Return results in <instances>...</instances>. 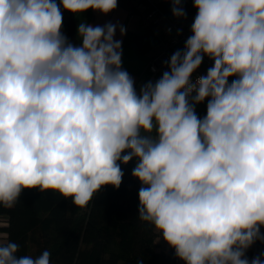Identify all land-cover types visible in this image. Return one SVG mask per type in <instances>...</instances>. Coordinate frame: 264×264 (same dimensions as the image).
Returning a JSON list of instances; mask_svg holds the SVG:
<instances>
[{
	"label": "clouds",
	"instance_id": "1",
	"mask_svg": "<svg viewBox=\"0 0 264 264\" xmlns=\"http://www.w3.org/2000/svg\"><path fill=\"white\" fill-rule=\"evenodd\" d=\"M61 5L107 15L118 0H0V207L38 189L86 208L135 160L138 219L155 243L184 264H264L246 256L264 243V0H194L183 48L139 89L115 39L126 29L80 22L73 44ZM205 56L213 66L194 77ZM7 240L0 264H50Z\"/></svg>",
	"mask_w": 264,
	"mask_h": 264
},
{
	"label": "trees",
	"instance_id": "2",
	"mask_svg": "<svg viewBox=\"0 0 264 264\" xmlns=\"http://www.w3.org/2000/svg\"><path fill=\"white\" fill-rule=\"evenodd\" d=\"M134 2L118 0V6L135 15ZM181 7L187 12L183 4ZM76 40L78 44L77 32ZM123 44L139 54L148 51L134 32L125 33ZM206 104L196 106L198 116L206 115ZM134 166L135 160L121 164L124 177L119 189L102 188L83 209L58 193L24 190L14 208L0 207V233H7L5 242L20 246L19 255L36 257L49 251L50 264H137L138 260L143 264H184L163 240L155 243L153 228L138 219L141 185L131 175ZM261 253L264 243L257 241L246 256L251 260Z\"/></svg>",
	"mask_w": 264,
	"mask_h": 264
},
{
	"label": "crops",
	"instance_id": "3",
	"mask_svg": "<svg viewBox=\"0 0 264 264\" xmlns=\"http://www.w3.org/2000/svg\"><path fill=\"white\" fill-rule=\"evenodd\" d=\"M134 3L136 5V14L135 15L131 14L128 10H125L124 8L118 6L116 10L112 11L111 13H109L107 15H103L98 11H93V10L89 9L88 11L83 13L82 16L77 17L75 15V17L77 19H74L73 16L72 17H73L74 22H75L76 32H77V25L80 22L86 21L87 23H89L93 26H96V25L103 26L104 24L111 22L113 24L122 25L126 29V32H134V33H136L142 37L143 41L148 46V51L145 54H139V53L135 52L134 50L126 47L123 44L124 35L123 36L120 35L119 27H117L116 36H115V39L122 41L123 67L134 78V80L136 81L137 89H139V85L141 83L148 81V76L146 74V66H147L148 59L159 50V47L158 48L156 47L154 49L152 46L149 45L148 40L145 39V38H147V37H145V35L147 34L148 31L146 32L144 27L138 22L141 25L140 26L135 20V16H137V17L140 15L145 16L149 11V7L145 4L144 0H135ZM153 3H155L154 0H153ZM161 9L165 12V13L164 12L163 13L165 14L164 16H165L167 21H169V18H172V20H174V21L179 20L176 17L174 18V16H172L171 13L169 12L172 9V3L171 2H170V5L168 3H165L164 5L162 4ZM177 24H180V23H177ZM62 31L65 34L64 23H63ZM149 33H156V32H149Z\"/></svg>",
	"mask_w": 264,
	"mask_h": 264
},
{
	"label": "built area",
	"instance_id": "4",
	"mask_svg": "<svg viewBox=\"0 0 264 264\" xmlns=\"http://www.w3.org/2000/svg\"><path fill=\"white\" fill-rule=\"evenodd\" d=\"M145 4L149 7V11L145 16H142L140 21L145 31L157 32L161 37V44L159 50L152 55L147 62L146 74L148 80L155 81L160 78L163 71L167 70L165 64L171 55L178 50L179 45H184L185 40L191 35V24L194 22L197 14V9L194 8V0H182V4L186 7L187 14L191 16V23L188 25L175 24L167 21L164 14L157 6H154L150 0H144ZM179 32V34H177ZM203 63L208 67L213 66V62L205 56ZM205 70L199 68L194 77L197 75H206Z\"/></svg>",
	"mask_w": 264,
	"mask_h": 264
},
{
	"label": "rangeland",
	"instance_id": "5",
	"mask_svg": "<svg viewBox=\"0 0 264 264\" xmlns=\"http://www.w3.org/2000/svg\"><path fill=\"white\" fill-rule=\"evenodd\" d=\"M152 3H153V0H150ZM155 1V3H153V5L154 6H157L159 9H160V11L163 13L164 11L161 9L162 8V4L164 5L165 3H168L169 5H170V2H171V0H154ZM169 11V10H168ZM170 13H171V15L173 16V14H172V11H169ZM165 13V12H164ZM163 13V14H164ZM146 14V13H145ZM71 15L74 17V19H77L76 17H75V15L74 14H72L71 13ZM165 15V14H164ZM141 15L140 16H135V20H136V22L138 23H140L141 24V21H140V19H141ZM175 18V17H174ZM138 19V20H137ZM77 21V20H76ZM169 21L170 22H172V23H180V25H183V26H185V25H188V24H190L191 23V16L189 15V14H187V18L186 19H179L178 21H174V20H172V18H169ZM138 23V24H139ZM139 24V25H140ZM142 25V24H141ZM140 25V26H141ZM142 28V27H141ZM147 32V31H146ZM147 35V36H146ZM145 35V37H147V38H145V39H147L148 40V43H149V45L150 46H152L154 49L157 47H159V45L161 44V37H160V35H159V33H149V32H147V34ZM178 49H182L183 48V45H179L178 47H177ZM201 69H203V70H205V72H207V69L209 68L207 65H205L204 63H202V65H201V67H200ZM3 224H5V222H3Z\"/></svg>",
	"mask_w": 264,
	"mask_h": 264
},
{
	"label": "water",
	"instance_id": "6",
	"mask_svg": "<svg viewBox=\"0 0 264 264\" xmlns=\"http://www.w3.org/2000/svg\"><path fill=\"white\" fill-rule=\"evenodd\" d=\"M55 2L60 5V0H55ZM61 11L63 13V23L65 25V35L68 37V39L73 43L76 44V28H75V22L70 14V12L63 9L61 5Z\"/></svg>",
	"mask_w": 264,
	"mask_h": 264
}]
</instances>
